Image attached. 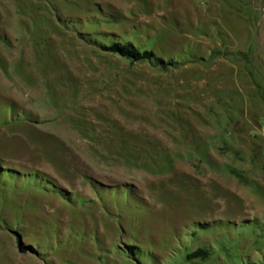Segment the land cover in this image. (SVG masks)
<instances>
[{
  "label": "rangeland",
  "instance_id": "rangeland-1",
  "mask_svg": "<svg viewBox=\"0 0 264 264\" xmlns=\"http://www.w3.org/2000/svg\"><path fill=\"white\" fill-rule=\"evenodd\" d=\"M0 166V264H264V0H0Z\"/></svg>",
  "mask_w": 264,
  "mask_h": 264
},
{
  "label": "trees",
  "instance_id": "trees-1",
  "mask_svg": "<svg viewBox=\"0 0 264 264\" xmlns=\"http://www.w3.org/2000/svg\"><path fill=\"white\" fill-rule=\"evenodd\" d=\"M102 47L109 52H112L119 56L128 58L132 61L147 60L149 62H153L161 66H164L166 64L161 58L155 55L153 50L146 49V48H140L134 43H132L131 41H125V42L111 41L109 43H102ZM18 176L22 178V181H25L26 183L32 186H36L40 189H43L46 191L50 190L51 192H56L58 194L60 192L61 193L65 192V190L57 186L49 176L43 173H40L39 171L21 173L18 170H15L13 168L0 166V184H4L5 180L15 183L16 180L18 179ZM13 232L17 235V237H19L18 232L16 231H13ZM18 247L23 251L26 250L22 246L20 237L18 240ZM129 248L130 250L132 249L131 247ZM209 254H210V251L207 248L198 247L188 252L186 254V257L188 259H193V258L205 259L209 256ZM252 264H255V263H252Z\"/></svg>",
  "mask_w": 264,
  "mask_h": 264
}]
</instances>
